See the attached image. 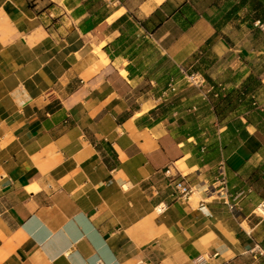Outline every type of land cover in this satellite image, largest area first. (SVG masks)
Segmentation results:
<instances>
[{
    "label": "crops",
    "instance_id": "1",
    "mask_svg": "<svg viewBox=\"0 0 264 264\" xmlns=\"http://www.w3.org/2000/svg\"><path fill=\"white\" fill-rule=\"evenodd\" d=\"M263 205L264 0H0V264H264Z\"/></svg>",
    "mask_w": 264,
    "mask_h": 264
},
{
    "label": "built area",
    "instance_id": "2",
    "mask_svg": "<svg viewBox=\"0 0 264 264\" xmlns=\"http://www.w3.org/2000/svg\"><path fill=\"white\" fill-rule=\"evenodd\" d=\"M165 175L170 179V182L174 185L176 193L181 199L188 200L193 192V188L186 183V181L179 176L173 175L171 167H168L165 171ZM222 180L224 179V174H221ZM264 208V205L262 206Z\"/></svg>",
    "mask_w": 264,
    "mask_h": 264
},
{
    "label": "rangeland",
    "instance_id": "3",
    "mask_svg": "<svg viewBox=\"0 0 264 264\" xmlns=\"http://www.w3.org/2000/svg\"><path fill=\"white\" fill-rule=\"evenodd\" d=\"M166 111H169V112H171V113L173 112V111H172V108L167 109ZM263 213H264V208H263V207L259 208V210H258V214H259V215H263Z\"/></svg>",
    "mask_w": 264,
    "mask_h": 264
},
{
    "label": "bare ground",
    "instance_id": "4",
    "mask_svg": "<svg viewBox=\"0 0 264 264\" xmlns=\"http://www.w3.org/2000/svg\"><path fill=\"white\" fill-rule=\"evenodd\" d=\"M157 1H162V0H157Z\"/></svg>",
    "mask_w": 264,
    "mask_h": 264
}]
</instances>
